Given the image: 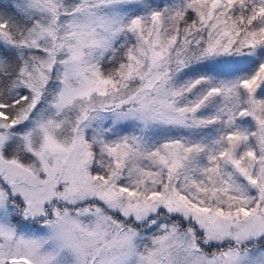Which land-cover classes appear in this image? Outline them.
<instances>
[{"label":"snow or ice","instance_id":"obj_1","mask_svg":"<svg viewBox=\"0 0 264 264\" xmlns=\"http://www.w3.org/2000/svg\"><path fill=\"white\" fill-rule=\"evenodd\" d=\"M0 264H264V0H0Z\"/></svg>","mask_w":264,"mask_h":264}]
</instances>
